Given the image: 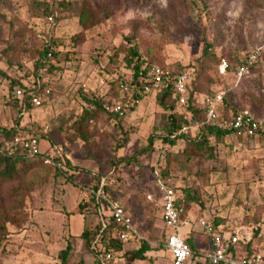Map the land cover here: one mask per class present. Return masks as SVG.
<instances>
[{
    "label": "rangeland",
    "instance_id": "obj_1",
    "mask_svg": "<svg viewBox=\"0 0 264 264\" xmlns=\"http://www.w3.org/2000/svg\"><path fill=\"white\" fill-rule=\"evenodd\" d=\"M31 1L0 0V12L5 16L0 18V68L8 69L13 76L17 74V70L8 68L2 53L11 38L10 22L15 30L52 29L64 51L60 66L46 77L52 94L42 107L20 114L16 102L9 101L14 99L9 94V80L0 77V128H12L16 119L25 126L33 121L49 125L62 146L58 150L63 160L58 161L60 165L39 166L28 173L24 217L8 222V235L0 240V264H62L61 251L69 244L70 264H95V255L81 234L86 228H97L101 214L106 219L110 214L103 201L99 212L93 200L90 190L97 182L95 173L106 176L109 196L123 205L143 237L123 243L122 254L116 256L114 264H171L165 239L172 230H166L161 217L159 174L180 195L185 187L198 190L202 204L195 202L189 210L195 220L215 219L219 230H231L239 237V252H248L249 246L250 251L264 254L262 136L234 133L220 141L212 138V157H188L181 153L182 139L172 144L159 137L152 149L114 167L113 162L146 148L152 133L162 136L160 130H154L162 118L155 93L122 118L96 112L89 122L86 140L79 138L75 126L83 110L91 108L87 98L102 97L107 102L121 97L118 83L131 76L125 52L119 49L127 36H136L132 44L138 46L147 64L169 72L193 66L202 54L205 38L212 42L220 58L229 60L235 56L239 61L264 45V0H87L92 7H102L106 16L85 31L78 43L73 37L82 28L76 11L62 10L59 21L51 26L42 7H31ZM46 1L52 4V0ZM30 40L38 44L36 35ZM260 53L254 66L240 79L231 71L222 74L219 64L215 66L210 72V89L223 92L229 104L252 110L263 120L264 49ZM20 61L22 66L31 65L29 55H23ZM191 68L194 73L189 91L195 80V68ZM197 97L196 105L202 106L201 95ZM198 130L188 131L187 136ZM40 146L43 151L53 152L46 137L40 140ZM65 159L87 171L67 166ZM187 230L178 228L182 237ZM202 231L195 233L198 252L191 264L207 263L205 251L211 249L212 238ZM143 240L151 247L144 259L135 258L132 252Z\"/></svg>",
    "mask_w": 264,
    "mask_h": 264
},
{
    "label": "trees",
    "instance_id": "obj_2",
    "mask_svg": "<svg viewBox=\"0 0 264 264\" xmlns=\"http://www.w3.org/2000/svg\"><path fill=\"white\" fill-rule=\"evenodd\" d=\"M31 7L39 9L42 7V14L47 19L48 16L54 15L55 22L59 21V12L62 10L76 11L79 17V25L82 30L73 37V40L78 43L83 40L85 36V31L96 26L104 17L106 16V11L102 7H92L87 3V0H52V4L46 0H32ZM4 14L0 12V18H4ZM161 25L164 24L160 21ZM11 38L7 39L6 46L2 53L6 56L5 60L8 64V68L12 70H17L15 76L8 72V69L4 70L0 68V77L9 80V94L14 95L11 102H16L20 107V114H24L32 108L30 103V96L35 93H41L46 87L49 86L46 77L52 74L55 69L60 66L61 59L60 55L64 51L62 49V44L59 38L53 33V30H38L37 28H21L14 29V26L10 22ZM40 34V36H38ZM36 35L38 37V44H34L30 37ZM135 35L127 36L125 43L121 44L119 47L120 51L125 52V60L128 67L131 69V76L125 81L137 82L140 84L146 83V69L143 66L148 67L149 64L140 54L138 46L132 44ZM51 53V55H49ZM261 54V53H260ZM23 55H29L31 58V65L27 64L22 66L21 58ZM249 54H246L242 60H244ZM264 56V54H262ZM55 58L56 62H51V59ZM232 64H236L238 59L235 56L228 57ZM67 59V57H65ZM223 58L218 56L214 49L212 42L208 38L204 39V46L201 56L193 64L195 68V80L194 87L190 88L187 95V104H181L173 96L174 91V81L178 74L183 73L190 66H184L177 70L170 71V76L167 79V85L162 90L155 93L156 102L162 109V118L159 126H155L154 130H160L162 134L152 133L148 138V146L143 150H140L134 154L132 157L120 158L116 162H113L114 167H118L121 162L126 160H135L139 154H143L145 151L152 149L154 141L156 138H162L165 143L174 144L177 140L182 139L184 141V146L181 153L186 156L191 157H212L214 146L212 144V138L216 140H222V138L228 134H234L233 132H227L221 130L214 122L208 119L206 107L199 104L196 105L195 100L198 98L197 95H201L200 98L203 99L204 96H215L217 92H211L210 86L213 83V78L211 77V70L221 64ZM227 59V58H226ZM240 61V59H239ZM20 64V65H19ZM143 72V73H142ZM145 75V76H144ZM144 76V77H143ZM191 87V85H189ZM118 88L119 83H118ZM21 89L23 95L21 97H16V90ZM207 90V91H206ZM121 91V90H120ZM52 94V92H51ZM50 94V96H51ZM119 99V98H118ZM118 99L113 98L107 102L102 97H91L87 98L91 108H86L83 110V114L79 120L75 122L77 127L78 136L82 139H87L89 134L87 128L89 122L94 118L96 112H104L115 118H122L115 112H111L107 109V105L114 104ZM197 101V100H196ZM203 102V101H202ZM45 103V102H44ZM224 98V104L219 107V117L232 118L239 111L245 109L244 107H235ZM44 105V104H43ZM42 107V106H41ZM191 111V120L201 123V127L198 131H194L193 136H187L188 133H181L173 137V133L178 131L184 123H187L186 114ZM252 111V110H251ZM255 115V114H254ZM258 119L260 117L256 116ZM264 120V119H263ZM31 124V123H30ZM29 124V125H30ZM29 125H21V120L16 119L15 124L10 129L0 128V145L5 141L13 140L14 136L19 132H27L31 135H36L41 140L42 138H48L51 145L54 147V160L62 161L60 158V151L58 141L55 137V131L51 129L46 133L36 131L31 129ZM264 138V129L261 130L257 135ZM62 148V146H60ZM48 152V150H46ZM50 164L56 165L54 163L46 162L43 158H30L26 155V152L20 148L12 156L0 157V240L6 238L8 235V222L17 220L18 218H23L24 214V203L28 195L27 185V175L28 173L39 166H48ZM65 164L76 170L87 171L83 167L73 166L70 160L65 159ZM162 172V170H161ZM159 174V173H158ZM94 176L97 182L93 185L92 189L98 191L104 189L108 193L109 188L107 183L102 184L105 175L95 173ZM163 177V176H162ZM106 181V180H105ZM165 181V180H164ZM177 204L184 206V212L182 217L188 215L191 205L195 202L201 203V197L198 195V190L193 187H185L182 189L181 195L177 193ZM93 200L99 206L101 199L93 194ZM101 219L97 224V228L89 229L86 228L81 234V238L85 240V245L91 249L95 257L98 254L115 253L117 255L122 252L123 242L118 236L119 232L123 229L112 217L108 219L101 214ZM213 224L218 228V222L214 219ZM225 231V230H224ZM223 234V231L220 230ZM224 235V234H223ZM167 237V236H166ZM167 238L165 239V242ZM190 247L195 250L192 237L186 239ZM240 240L235 245H231V250L236 251L238 249V244ZM150 244L143 240L140 247L134 250L133 256L135 258L144 259L146 252L150 249ZM247 251L251 253L249 246L246 247ZM71 245L69 244L66 249L61 251L62 264H70L68 257L71 251ZM96 264H102L100 260L96 259ZM201 264H209L201 263Z\"/></svg>",
    "mask_w": 264,
    "mask_h": 264
},
{
    "label": "built area",
    "instance_id": "obj_3",
    "mask_svg": "<svg viewBox=\"0 0 264 264\" xmlns=\"http://www.w3.org/2000/svg\"><path fill=\"white\" fill-rule=\"evenodd\" d=\"M47 22L51 26H54L56 24L54 15L48 16ZM38 36H40V34ZM261 49H264V45L259 50L249 54L244 60L238 61L235 65L228 59L223 58L219 65L221 73L225 74L231 71L237 78H242L257 62ZM49 55H51V53ZM51 62H56V59L52 57ZM143 69H146V83L140 84L137 82L120 80L119 87L122 95L114 104L106 106L109 111L115 112L120 116H125L149 94L157 93L165 88L167 79L170 76L169 71L158 65L143 66ZM193 73V68H187L183 73L178 74L174 81L173 96L181 104H187L188 86L192 80ZM51 92L52 88L46 87L41 93L32 94L30 96L32 108L43 106ZM22 95L23 91L17 89L15 96L21 97ZM202 101L203 105L206 107L208 119L214 122L221 130L254 136L264 129V120L255 117L249 109L239 111L232 118L221 119L218 110L219 107L224 104L223 92H217L215 96H204ZM191 116V111H188L186 114L188 122L184 123L178 131L174 132L173 137L181 133H188V131L195 128L200 129L201 123L192 121ZM29 127L43 133L50 130L49 125H40L36 122H32ZM20 148H22L30 158L41 157L46 162L60 165L54 160V151H43L40 146L39 137L25 131L19 132L14 136L13 140L5 141L0 145V157L12 156ZM105 183L107 182L103 179L102 184ZM158 189L163 198L161 204L162 218L166 227L178 229L183 225H196L211 236L213 248L205 254L209 264H264V254L256 252L241 253L237 250L232 251L231 245L237 244L239 237L237 235L228 237L223 235L209 218L203 217L196 222H192L190 219L182 217L184 206L177 204L175 189L164 181L161 174H159ZM90 191L92 195L96 194L101 201L107 205L110 213L109 217H112L123 227L118 234L123 242L129 240L140 241L143 239L135 229L132 218L128 215L120 202L112 200L104 189L98 191L91 189ZM148 198L152 199V196L149 195ZM165 247L172 256V264H190L191 256L195 254L187 241L176 232L168 234ZM116 255L115 253H107L106 255L98 254L96 259L100 260L102 264H114L113 261H115Z\"/></svg>",
    "mask_w": 264,
    "mask_h": 264
},
{
    "label": "crops",
    "instance_id": "obj_4",
    "mask_svg": "<svg viewBox=\"0 0 264 264\" xmlns=\"http://www.w3.org/2000/svg\"><path fill=\"white\" fill-rule=\"evenodd\" d=\"M32 109V108H31ZM33 122H36V121H33ZM31 123V122H30ZM36 123H38V122H36ZM22 126H24V124H21ZM49 151V150H48ZM162 195V194H161ZM161 217H162V214H161ZM184 218H188V219H190L192 222H196L197 220H195L194 218H193V216H191L189 213H188V215H186ZM162 220H163V218H162ZM164 221V220H163ZM212 221V220H211ZM190 224L189 225H186V226H180V227H187V235L185 236V237H183L185 240L188 238V237H192V239H193V243H194V246H195V250H194V253L195 254H193L192 256H191V260H190V264H191V261H192V259H193V256H195L196 254H197V250H198V248H197V244H198V239H197V235H195V233L196 232H203L202 231V228H200V227H193L192 226V228H190ZM194 226H196V225H194ZM165 227H166V225H165ZM179 227V228H180ZM189 227V228H188ZM167 229H170V228H168V227H166V230ZM170 230H172L170 233H173V232H176V233H178L179 235H180V233H179V231H178V229H170ZM170 233H168V234H170ZM168 234L166 233V236H168ZM223 234L225 235V236H232V235H234V233L233 232H231V230H229V231H223ZM167 238V237H166ZM203 241V240H202ZM210 241L211 240H209V243H210ZM210 248L212 249L213 248V243L211 242V244H210ZM210 249V250H211ZM210 250H206L205 252H209ZM237 251H239V250H237ZM169 252V251H168ZM122 254V253H121ZM116 256H118V255H116ZM95 260H96V257H95ZM95 264H96V261H95ZM171 264H172V256H171ZM199 264H201V263H199Z\"/></svg>",
    "mask_w": 264,
    "mask_h": 264
}]
</instances>
